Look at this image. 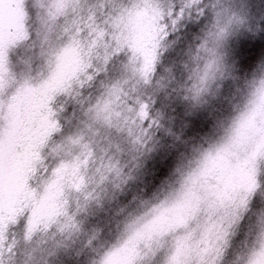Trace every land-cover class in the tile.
Masks as SVG:
<instances>
[{
  "label": "rangeland",
  "instance_id": "374dc122",
  "mask_svg": "<svg viewBox=\"0 0 264 264\" xmlns=\"http://www.w3.org/2000/svg\"><path fill=\"white\" fill-rule=\"evenodd\" d=\"M120 1L0 0V232L26 220V238L17 233L25 264H31L33 249L52 242L53 232L61 240L63 229L62 242H68L67 216L82 212L89 200H111V190L105 192L108 185L123 188L127 197L114 209L124 207L113 221L115 236L109 242L114 264H140L144 252L162 244H179L185 264H201L206 248L225 242L238 248L252 235L254 213L244 215V203L253 192L257 161L264 155V110L254 111L243 92L237 93L238 99L224 97L233 105L232 113L220 117L202 140L190 142L182 152L180 142L164 147L178 155L170 166L161 159L153 161V167L160 166L162 174L167 168L168 174L155 187L148 185L149 192L141 191L145 185L138 162L129 159L130 171L121 174L119 155L101 144L96 125L138 131L120 105L124 95L143 82L139 70L155 64L139 46L143 26L150 22L158 31L165 30L167 11L160 10L156 0L144 9L137 7L148 1ZM103 5L109 11L97 7ZM173 44L167 40L163 45L166 63ZM115 53L123 54L125 74L98 83L90 93L96 73ZM13 64L22 69L17 75L12 74ZM29 90L48 91L45 109H32L31 99H41V94ZM212 98L210 94L209 102ZM69 104L77 106L78 122L71 133L64 115ZM105 104L111 110H105ZM245 104L246 114L232 142L216 149L233 131ZM142 139L136 146L145 151ZM149 146L157 147L154 142ZM222 185L224 191L218 190ZM174 187L172 204L161 212V190L169 193ZM241 217L243 225L233 223ZM233 264H238L235 258Z\"/></svg>",
  "mask_w": 264,
  "mask_h": 264
},
{
  "label": "snow or ice",
  "instance_id": "6c2138e0",
  "mask_svg": "<svg viewBox=\"0 0 264 264\" xmlns=\"http://www.w3.org/2000/svg\"><path fill=\"white\" fill-rule=\"evenodd\" d=\"M97 7L109 11L107 5ZM165 7L166 28L171 29L166 30L165 36L174 42L169 59L167 63L163 59L155 64L146 63L139 70L143 82L126 93L120 105L122 110L127 109L123 114L133 119L138 131L95 126L101 144L106 143L108 150L118 154L123 162L121 174L130 171L129 159L138 162L144 192L151 190L148 185L155 187L168 174L166 168L161 176L153 168V161L161 159L170 166L178 155L175 150L163 151L165 146L171 148L180 142L179 150L185 151L190 142L202 140L220 117L232 113L233 105L224 102L225 96L238 99L237 93L243 92L254 111L264 110V0H170ZM123 60V54H113L96 73L88 91L93 92L105 80H119L125 74ZM21 71L12 65L13 75ZM11 90L9 87L7 92ZM210 94L213 98L209 102ZM104 107L111 110L109 104ZM64 115L71 133L78 122L77 106L67 105ZM141 137L145 151L136 146ZM150 142L157 147L149 146ZM109 190L112 196L107 203L89 200L82 212L68 215L65 226L71 239L62 242L63 229L59 233L61 240L53 232L51 243L45 241L42 247L32 250L31 264H114L115 253L109 242L115 236L113 221L124 207L114 209L127 197L119 186L108 185L105 192ZM257 192H264V155L257 161L253 192L244 203V215L254 213L252 235L238 248L227 242L206 248L200 257L201 264H233V258L238 264H264V195L258 196ZM233 223L243 225L244 219ZM116 227L119 228L118 220ZM17 233L26 238L24 218L10 225L8 232H0V264H4L5 256L13 264H25L20 259ZM140 264L185 261L179 244H162L144 252Z\"/></svg>",
  "mask_w": 264,
  "mask_h": 264
},
{
  "label": "trees",
  "instance_id": "16d2710c",
  "mask_svg": "<svg viewBox=\"0 0 264 264\" xmlns=\"http://www.w3.org/2000/svg\"><path fill=\"white\" fill-rule=\"evenodd\" d=\"M115 1H120V0H115ZM133 1V0H132ZM145 1H148L145 5H143L142 3H141V5H139L138 7H137V9L138 8H146V5H152L153 3H154V1H152V0H144L143 2H145ZM162 1V0H161ZM120 2H122V3H125V4H128L130 1H120ZM163 2V1H162ZM165 2V3H164ZM163 3H160L158 0H156V4L155 5H158L157 7L158 8H160V10H164V11H166V8H165V6L169 3V1H164ZM257 8H259V5L257 4ZM141 11H142V9H141ZM149 14V13H148ZM155 13L153 12L152 14H150L151 15V17H153L154 18V15ZM150 23V22H149ZM149 23H147V25L146 26H143V33H142V36H141V38H140V41H139V46H140V48L141 49H143V55H149V56H152L153 57V59L155 58V63H158L161 59H163V52H164V50H165V48L166 47H163V45L165 46V44H166V41L168 40L167 38H166V36H165V32H166V30L168 31V30H170V27L169 28H166V24H165V30L163 29V30H160V31H158V29H156V28H154V24H152V26H149L148 24ZM152 57H150V58H152ZM32 94H34V93H38V94H41V99H39V98H35L34 96V98L33 99H36V101H34L33 99H31V107H32V109L33 108H35V110L37 109V111H41L42 109H45L44 108V105L47 103V101H48V97L45 95V94H48L47 92L48 91H46V90H44V91H42V90H37V91H34V90H29ZM243 97V96H242ZM39 102H38V101ZM44 101V102H43ZM241 101V98H240V100H239V102ZM225 102V101H224ZM239 102H238V104H239ZM226 103V102H225ZM41 105H43L42 107H40ZM247 110V108H246V104H245V108L240 112V114H239V116H238V118H237V120H235L234 121V127H233V131L232 132H229L228 134H226L225 135V137H224V140H223V143L219 146V147H217L216 149H223V148H225L227 145H228V142H232V140H233V136H234V134H235V131L236 130H238V127H239V123L241 122V120H242V118H244V115L246 114V111ZM22 115V114H21ZM240 115H241V117H240ZM30 124V123H29ZM20 125V124H19ZM19 130H20V128H19ZM213 146V145H212ZM210 147V146H209ZM214 147V146H213ZM215 148V147H214ZM157 167H159L160 168V170H159V173H160V175L161 176H163V174H162V170H161V167L160 166H154L153 168H157ZM153 176L155 175V173H153L152 174ZM176 177H177V179H178V176L176 175ZM162 179H164V176H163V178ZM181 179V178H180ZM232 184V187H233V185H235V183L234 182H232L231 183ZM239 185H241V182H239ZM175 190H176V187H174V188H169V193L168 192H166V191H164V190H161L162 192H164L163 193V196H162V198H161V212L164 210V209H167V208H169L170 207V205L172 204V198H171V195H170V192L172 191H174L175 192ZM218 190H223L224 191V187H223V185L222 186H220V187H218ZM228 191V190H227ZM207 192H209V191H207ZM227 193V192H226ZM207 195V197L208 198H210V195L207 193L206 194ZM216 195L218 196V191L216 192ZM257 195L259 196V192L257 193ZM200 196H202L201 194H200ZM170 201V202H169ZM164 215H161L160 216V219L163 217ZM166 217H168V216H165L164 218L166 219Z\"/></svg>",
  "mask_w": 264,
  "mask_h": 264
}]
</instances>
